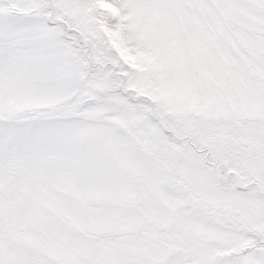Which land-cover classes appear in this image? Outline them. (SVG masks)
I'll list each match as a JSON object with an SVG mask.
<instances>
[{
    "label": "snow or ice",
    "instance_id": "6c2138e0",
    "mask_svg": "<svg viewBox=\"0 0 264 264\" xmlns=\"http://www.w3.org/2000/svg\"><path fill=\"white\" fill-rule=\"evenodd\" d=\"M0 264H264V0H0Z\"/></svg>",
    "mask_w": 264,
    "mask_h": 264
}]
</instances>
